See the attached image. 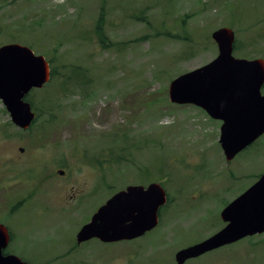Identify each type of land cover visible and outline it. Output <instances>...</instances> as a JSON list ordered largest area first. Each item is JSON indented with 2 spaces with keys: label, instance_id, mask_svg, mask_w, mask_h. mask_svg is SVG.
Wrapping results in <instances>:
<instances>
[{
  "label": "rangeland",
  "instance_id": "obj_1",
  "mask_svg": "<svg viewBox=\"0 0 264 264\" xmlns=\"http://www.w3.org/2000/svg\"><path fill=\"white\" fill-rule=\"evenodd\" d=\"M222 27L235 33L236 58L264 59V0H0V47L27 46L55 71L27 97L36 113L28 130L0 101V220L16 242L8 253L36 252L41 260L24 255L34 264H174L179 250L225 227L222 209L264 174V136L227 161L222 122L168 93L217 57L211 36ZM150 183L170 193L159 229L71 249L89 211ZM185 264H264V234Z\"/></svg>",
  "mask_w": 264,
  "mask_h": 264
},
{
  "label": "water",
  "instance_id": "obj_2",
  "mask_svg": "<svg viewBox=\"0 0 264 264\" xmlns=\"http://www.w3.org/2000/svg\"><path fill=\"white\" fill-rule=\"evenodd\" d=\"M212 38L218 45V57L173 80L169 98L173 103L196 104L222 120L220 142L227 160H232L264 134V60L234 57L235 33L228 27L214 31ZM50 77L49 63L30 48L20 44L0 47V100L19 128H29L35 117L24 100L26 95L42 88ZM165 202V192L158 184L129 186L98 210L78 233V241L95 237L116 242L140 237L156 227L158 210ZM222 219L229 222L224 229L179 251L176 264L264 232V175L224 209ZM9 239L8 229L0 224V264H29L3 254Z\"/></svg>",
  "mask_w": 264,
  "mask_h": 264
},
{
  "label": "flooded vegetation",
  "instance_id": "obj_3",
  "mask_svg": "<svg viewBox=\"0 0 264 264\" xmlns=\"http://www.w3.org/2000/svg\"><path fill=\"white\" fill-rule=\"evenodd\" d=\"M4 189H6V188H4V187H1L0 188V190H4ZM93 192H94V190H91V191H89V195L88 196H83V198L79 201V203L80 204H85L86 203V201L89 199V197L91 196H93ZM39 193H43V184H40V185H35L34 187H33V189H32V195L34 196V195H36V194H39ZM76 194H78V193H76ZM73 196H76V195H73ZM31 197V195H28V198H30ZM72 197V196H71ZM28 198H26L25 200H21V201H17L14 205H13V207H12V209L11 210H15L17 207H19L20 206V204H22L23 202H25ZM14 211H10V213H13ZM92 215H93V213H92V211H89L88 212V219H89V217H90V219H91V217H92ZM89 219V220H90ZM139 239V238H138ZM92 240H94V239H92ZM92 240H90V241H83V242H78L77 241V238L75 239V242H74V244L72 245V247H71V249H74V250H76V252L78 253V251L80 250V249H83V248H85L86 246H87V244L89 243V242H91ZM137 240V239H136ZM36 246L34 245V244H31V248H30V251H31V249L32 248H35ZM39 249V248H38ZM140 250V249H139ZM139 250L137 251V253H139ZM41 252H43V251H41ZM31 254H35L36 256H38V257H41L40 255H38V254H36V252H32ZM45 254V253H44ZM85 256H87V254H85Z\"/></svg>",
  "mask_w": 264,
  "mask_h": 264
},
{
  "label": "trees",
  "instance_id": "obj_4",
  "mask_svg": "<svg viewBox=\"0 0 264 264\" xmlns=\"http://www.w3.org/2000/svg\"><path fill=\"white\" fill-rule=\"evenodd\" d=\"M98 23H99L98 30H97L98 36L100 37V39L105 41V36H104L103 28H102V21H99ZM53 74L55 75V71L53 72Z\"/></svg>",
  "mask_w": 264,
  "mask_h": 264
}]
</instances>
